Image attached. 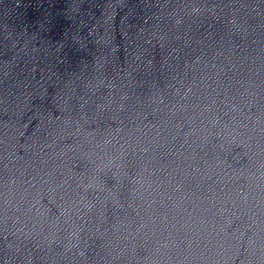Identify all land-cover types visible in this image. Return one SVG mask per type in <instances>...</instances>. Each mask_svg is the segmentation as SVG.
<instances>
[{"label":"water","instance_id":"water-1","mask_svg":"<svg viewBox=\"0 0 264 264\" xmlns=\"http://www.w3.org/2000/svg\"><path fill=\"white\" fill-rule=\"evenodd\" d=\"M0 264H264V0H0Z\"/></svg>","mask_w":264,"mask_h":264}]
</instances>
